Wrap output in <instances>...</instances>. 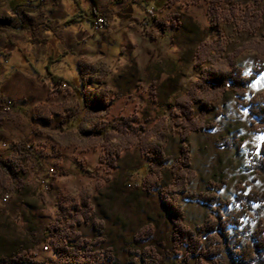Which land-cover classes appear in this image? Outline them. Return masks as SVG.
Instances as JSON below:
<instances>
[{
    "label": "rangeland",
    "instance_id": "374dc122",
    "mask_svg": "<svg viewBox=\"0 0 264 264\" xmlns=\"http://www.w3.org/2000/svg\"><path fill=\"white\" fill-rule=\"evenodd\" d=\"M111 1L96 3L97 11L106 17L103 33L113 36L114 44L105 47L103 62L86 69L84 80L90 86L86 109L71 126L77 132L58 133L54 142L41 139L35 144L34 152L41 157L44 169L35 164V153L26 147L18 155L1 158L9 165L17 163L20 173L16 181L0 183V207L18 213L17 224L9 222L10 231L21 239L24 251L40 263H60L53 256V238L46 236L48 228H65L82 241L95 240L94 249L107 251L114 259L113 252L121 255V250L102 249L113 244L117 235L112 228L104 233L103 219L112 211L122 212L133 217L136 230L130 236L118 234L124 238L123 250L129 257L112 264H264V253L251 258L240 253L254 231L261 224L264 228V205H252L240 228L227 226V236L215 231L198 237L201 250H189L175 238L161 202V197L174 198L184 213V225L197 235V228L207 219L208 223L231 220L239 210L234 203L237 189L264 193V176L252 169L264 132L251 131L255 119L239 106L231 87L216 99L204 90L202 102L208 106L204 112L199 103L186 100L189 93L191 98L199 95L202 72L224 68L226 59L231 58L244 76L264 67V0H155L144 18L134 4L127 5V0L114 7ZM14 2L35 5L38 0H0V21H4L0 50L7 39H14L20 50L28 51L27 31L6 28L10 23L14 27L22 24V10L17 14L11 10ZM151 9L155 10L152 17L148 13ZM33 18L34 24L38 22L37 15ZM41 36L43 32L36 29V37ZM72 76L68 74V78ZM263 91L264 71L246 87V94L250 98ZM1 102H10L12 109L0 112V119L11 116L14 103ZM188 108L197 129L189 130L184 119ZM76 111L69 109V114ZM210 123L215 127L204 128ZM183 145L189 151L188 170L182 169L180 160ZM153 149H159L165 161L159 169L149 158ZM148 165L150 170L144 168ZM131 172H135L133 177ZM178 173L190 179L186 188L191 192L205 191L209 181L224 179L226 185L219 194L231 204L212 211L200 202L183 199L176 182ZM78 174L83 177L75 179ZM142 179L145 183L158 181L159 187L136 185ZM6 194L10 200L4 203ZM95 226L102 235L86 239L85 235L90 237L96 231ZM56 237L57 243L64 242L58 233Z\"/></svg>",
    "mask_w": 264,
    "mask_h": 264
},
{
    "label": "crops",
    "instance_id": "0c3cea01",
    "mask_svg": "<svg viewBox=\"0 0 264 264\" xmlns=\"http://www.w3.org/2000/svg\"><path fill=\"white\" fill-rule=\"evenodd\" d=\"M72 1L73 3L65 4V0H59L57 3L44 0L41 14L55 27L54 31L43 32V36L38 38L39 41H46V44L32 40L28 35L25 39V43L30 44L28 51L20 50L14 39H7L0 50V99L14 103L13 114L0 119L1 158L5 155H18L24 147L34 152L35 144L39 140L53 139L54 142L58 133L77 132V128L71 126L83 117V111L86 109V91L90 87L87 80H84L88 73L86 69L104 61L105 47H112L114 39L113 36L110 38L103 33V27L95 30L92 24L79 17L81 11H97L98 0ZM154 1L142 0L140 3H133L127 0V5L134 4L133 8L138 9L144 18L145 11L154 6ZM93 3L95 5H92ZM37 4L14 2L11 10L17 14L16 11L22 10V7H37ZM22 12L25 15L23 10ZM28 15L31 18L37 15L41 20L37 11ZM117 18L121 19L119 15ZM71 19H74L75 23L66 24ZM21 25L14 27L10 23L6 28L19 32L23 31ZM81 66L85 68L84 73L81 72ZM69 73L73 74L72 79L68 78ZM53 79H62L63 83L55 85ZM76 108L77 113L70 115L69 109ZM32 158L39 168L44 169L41 157L35 153ZM81 177L83 175L78 174L75 179ZM15 218H18L17 212L0 207V261H14L17 255L24 251L21 239L9 229V222L17 224L14 222ZM103 223L104 233L108 228H112L117 237L113 244H107L102 250L105 251L109 247L110 251L121 250V255L113 252V261H126L129 254L123 250L124 238L118 234L130 236L135 232L133 217L112 211L107 219H103ZM97 233V230H94L90 237L85 235V238L93 239L99 236ZM97 249L95 247V250ZM53 256L56 258L54 253Z\"/></svg>",
    "mask_w": 264,
    "mask_h": 264
},
{
    "label": "trees",
    "instance_id": "16d2710c",
    "mask_svg": "<svg viewBox=\"0 0 264 264\" xmlns=\"http://www.w3.org/2000/svg\"><path fill=\"white\" fill-rule=\"evenodd\" d=\"M121 2L123 0H120ZM44 0H38L37 7H22V10L25 12V15L22 19L21 29L27 31L32 40L46 44V41H39L36 37V29L41 30L42 32L54 31L50 21L41 14V7L43 6ZM56 2V0H54ZM118 0H113L111 5L114 7L118 5ZM133 2V1H132ZM135 3V2H133ZM15 7H13V10ZM37 11L40 13L41 20L34 24V20L28 15L30 12ZM79 17L83 18L92 26L97 21L98 18H103L106 20L104 14H99L95 10L81 11ZM43 18V19H42ZM95 20V21H94ZM155 22V19H152ZM75 23L74 19H71L69 23ZM4 24V21H0V26ZM224 68L220 69H205L202 72L201 78L197 87L200 89L199 95L192 97V94H188L186 100L199 103L202 112L208 110V106L202 102L206 91L208 94H214L213 97L220 98L222 95L226 94L227 88L231 87L233 92L238 98L239 106L248 109L250 115L255 119L251 124V131L256 133L264 132V91L251 95L250 98L247 97L246 87L251 85L264 71V67L255 68L250 76H244L242 69L236 66L232 59H226L224 63ZM81 72L84 73L85 68L80 67ZM36 72V71H35ZM52 82L57 85L63 83L62 79H53ZM208 89V90H207ZM210 89V90H209ZM206 90V91H204ZM185 121L189 122V130L197 129V125L192 121L191 109L188 108L187 111L183 112ZM215 127V123H210L205 125L204 128L212 129ZM8 151V150H7ZM151 156L150 161L155 167L159 169L161 165L165 162L163 160V155L159 149H153L150 151ZM180 160L182 163V169L188 170L189 167V151L188 147L183 145L180 149ZM17 163L9 165L1 160L0 154V183H5L6 179L11 181H16L19 178ZM144 168L151 169V166H146ZM252 169L254 173L258 176H264V142L261 145L259 150L258 157L253 161ZM22 169L20 171H23ZM136 173H139L135 171ZM135 172L129 173L130 177L135 175ZM159 174V172H157ZM189 178L183 176V174L178 173L176 175V182L179 186V192L182 194L183 199L191 202H200L211 208H223L229 206L231 203L222 198L219 192L226 185V181L223 179L220 182L216 183L214 181H209L206 185V190L202 192H191L186 188V184L189 182ZM4 181V182H2ZM145 185L150 186V188H158L159 183L150 182L145 183L144 179L136 185ZM237 193L234 198V203L239 206V210L232 215L231 220L229 221H214L208 223V219L205 220L202 225L197 228V235L186 228L184 225V213L181 210V206L178 202L172 198L161 197V202L163 203L167 213L170 216V220L173 224L175 238H179L187 246L189 250L196 249L201 250V245L199 244L198 237L207 236L212 232H219L221 235L227 236L226 228L227 226L232 227L233 229H238L241 227V221L246 218L252 210V205H264V193H259L256 191L247 192L245 189H237ZM217 213V211H214ZM86 219V216H84ZM99 236L102 235V230L95 226ZM54 230V235H53ZM50 228L46 231L47 237L53 238V250L55 256L60 260L58 264H112L113 257H108L107 251L101 252L94 249L96 243L82 241L78 234L71 231L62 229ZM56 233L59 234V237L64 238L62 244L57 243ZM55 239V240H54ZM240 253L242 257L251 258L255 254L264 253V228L262 224L254 231L251 236V241L247 245L240 247ZM14 261H19L20 264H44L33 259L29 253L23 251L17 255ZM0 264H3L0 261Z\"/></svg>",
    "mask_w": 264,
    "mask_h": 264
},
{
    "label": "built area",
    "instance_id": "2783aa9c",
    "mask_svg": "<svg viewBox=\"0 0 264 264\" xmlns=\"http://www.w3.org/2000/svg\"><path fill=\"white\" fill-rule=\"evenodd\" d=\"M133 2H136V3H140L142 2V0H132ZM153 11L154 9H151L148 13H149V16L152 17V14H153ZM106 24V20H104L103 18H98L97 21L94 23V29L95 30H98L100 29L102 26H104ZM0 105H10L11 106V103L10 102H1ZM10 200V197L8 194L4 195L3 198H2V201L4 203H7L9 202ZM45 250H48L49 248L47 246L44 247Z\"/></svg>",
    "mask_w": 264,
    "mask_h": 264
},
{
    "label": "bare ground",
    "instance_id": "6f19581e",
    "mask_svg": "<svg viewBox=\"0 0 264 264\" xmlns=\"http://www.w3.org/2000/svg\"><path fill=\"white\" fill-rule=\"evenodd\" d=\"M155 10L153 11L152 16H154ZM12 107L10 105H0V112L8 113L10 112Z\"/></svg>",
    "mask_w": 264,
    "mask_h": 264
}]
</instances>
